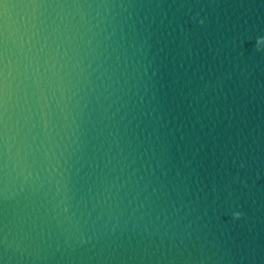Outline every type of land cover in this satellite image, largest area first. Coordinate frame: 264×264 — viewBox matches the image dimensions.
Listing matches in <instances>:
<instances>
[{
    "label": "water",
    "instance_id": "obj_1",
    "mask_svg": "<svg viewBox=\"0 0 264 264\" xmlns=\"http://www.w3.org/2000/svg\"><path fill=\"white\" fill-rule=\"evenodd\" d=\"M0 264H264V0H0Z\"/></svg>",
    "mask_w": 264,
    "mask_h": 264
}]
</instances>
